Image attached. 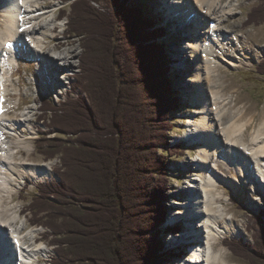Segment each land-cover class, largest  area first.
Segmentation results:
<instances>
[{
	"label": "trees",
	"instance_id": "trees-1",
	"mask_svg": "<svg viewBox=\"0 0 264 264\" xmlns=\"http://www.w3.org/2000/svg\"><path fill=\"white\" fill-rule=\"evenodd\" d=\"M259 2L243 25L264 24ZM67 16L82 49L80 72L71 94L58 105L46 99L38 116L48 128L40 151L58 157V179L39 186L27 210L51 232L50 264H166L159 235L170 157L184 153L168 140L179 99L157 41L164 28L130 0H72ZM256 70L264 74V62ZM254 224L251 248L236 239L222 245L264 264V212Z\"/></svg>",
	"mask_w": 264,
	"mask_h": 264
},
{
	"label": "bare ground",
	"instance_id": "bare-ground-1",
	"mask_svg": "<svg viewBox=\"0 0 264 264\" xmlns=\"http://www.w3.org/2000/svg\"><path fill=\"white\" fill-rule=\"evenodd\" d=\"M44 1L0 0V264H36L39 257L48 253L45 244L35 241L40 228L24 232V223L13 202L25 180L33 181L37 188L39 182L55 175L52 161H29L22 153H34L32 144L37 132L30 119L35 107L26 105L15 112L19 101L14 96L24 93L14 80L19 59L33 62L38 72L35 79L42 91L56 96L68 79L64 73L75 66L70 61L73 50L60 54L44 50L52 36L50 29L62 26L54 17V8L40 7ZM159 2L160 9L167 12V19H177L176 30L189 37L180 46V61L183 68L190 70L184 73L192 76L188 79L191 85L188 100L198 106V110L189 112L188 128L174 139V143L184 140L197 144V152L187 164L194 176L184 187L187 196L181 202V211L171 218L167 212L162 228L165 232L172 221L182 220L186 229L179 239L195 244L190 248V258H182L179 264H233L229 263L224 247L214 249L218 237L243 234L239 220L226 212L227 194L220 185L229 182L236 191L246 184L247 200L253 205L264 197V117L256 126H252L253 115L243 120L244 110L230 102L229 108L226 106L229 98L222 96L217 81L222 65L234 69L240 65L238 45L242 34L223 27L238 3L237 0ZM255 51L261 58L260 49ZM64 59L66 63L61 62Z\"/></svg>",
	"mask_w": 264,
	"mask_h": 264
},
{
	"label": "rangeland",
	"instance_id": "rangeland-1",
	"mask_svg": "<svg viewBox=\"0 0 264 264\" xmlns=\"http://www.w3.org/2000/svg\"><path fill=\"white\" fill-rule=\"evenodd\" d=\"M221 1L224 2L225 0ZM71 2L72 0H46L44 1V3L40 4V7H43V9L45 10L54 8V12L56 13L54 14V17H57L56 20L58 22L61 21L62 23V26H56L53 30L50 29L52 36L51 38H48V44L46 45V48L44 50H51L50 52L53 51L55 54H60L62 52L65 53L72 50L74 51V53L71 55V60L69 59L75 65L73 68L74 75L66 80V83H64L65 86L63 88L61 86L62 89H60L61 92H59L58 96H56V94L54 93L51 94L42 91L41 87L38 85L35 79V77H38V72L35 64L33 62H28V60L23 57L19 59L18 68L15 71L14 75V80L16 79L15 82L17 83L16 86H18V88L20 89H23L24 91V93L14 96V98L18 99L19 101L18 105L15 106V108H17V111L15 112L22 111L26 105L36 108V110H34L33 112L34 115L30 117V119L33 120L34 127L37 132L36 139L32 144L34 155H27L26 151H22L24 158H28L29 161L41 163L45 161H52L54 170L56 167H58V165H60V162L58 157L48 158L45 157V155L40 151L41 148H45L46 146L39 145L38 142L41 141L39 136H41V131H44L48 128L40 120V118H38V116L41 113L40 106L43 101H45L46 99H50V101L52 100L56 105H58L60 102L66 99L64 98L65 95L69 96V94H71L69 91L73 89V77H75V75L80 72L79 58L81 56L82 49L78 41L79 39L74 35L68 33L67 30L68 23L66 21H68L67 14ZM237 3L238 6H236V8L232 10V13L227 17V19H225L223 27L227 30H231L233 33L235 32L238 34H242V42H240L242 45V49H245L250 53L252 50V45L254 43L258 45L264 44V24L249 26H245L243 24L247 12L252 7L259 5L260 2L259 0H237ZM130 4L139 7L146 16L154 19L155 22L159 25H157V27L166 25L164 30L159 32L164 33V36L157 41L161 43L162 41H166L163 42L165 51L167 52L170 60L172 62H175L171 65L170 74L177 91L179 105L178 110L174 112L170 117L173 129L171 128L172 130H169L168 137L169 144L174 143L176 134H181L188 128L186 124L189 120V112L198 110V106L191 104L188 100L187 91L190 90L191 86L190 83H188V79H191L192 76L191 74L188 75L184 72H188L190 70L189 68H183L184 66L180 61L182 57L180 46L182 45L184 39L189 40V37H185L183 31L176 30V18H166L167 12L164 8L160 9L159 0H130ZM62 10H66V15L61 17L60 14ZM163 10L165 13L163 12ZM173 19L175 22L173 21ZM257 55L253 54L251 59L247 55L249 58L248 62H246L245 65H238V68L235 69L226 67V65H222L221 68H219V77H217L222 96L229 98L226 106L229 108L230 102L233 107L239 106V109L244 110V116L242 117L243 120L244 117L253 115L252 126H256L257 124H259L262 117H264V74H259L256 71V66L258 65L257 62L260 59V57H257ZM61 62L66 63V60L64 59ZM63 89H66V91H64ZM248 129H250V127H248ZM56 133L57 132L47 135V138L54 137ZM178 144V146H181L184 156L180 157L175 155L173 157H170L168 189L164 198L166 199V208L167 210H170L167 214L168 218L174 216L177 211H181V202H183L185 196H187L184 187L188 182L187 180H189L190 177L194 176L192 170L188 167L187 164L189 158L194 156L197 152L196 145H188L189 143L184 140H181ZM170 146L172 145L170 144ZM183 159L184 161H182ZM53 178L56 179L58 178V176L54 175L53 177L46 179L48 181V179L51 180ZM29 179L33 178L29 177ZM32 182L33 181L28 179L25 180L23 185L27 186L25 187L26 189L19 191L18 194L13 198V202L14 204H17V209H19L18 212H20V210L22 211L19 213V216L20 221L22 220L21 222L24 223V232H28V230H31L33 228H40L38 230L39 235L35 237V241L42 242L48 247V253H46V255H43L42 257H39V260L36 264H50L53 260V257H56V246L51 242V232L48 231L49 229L47 227L32 222V213L30 210H27V206L29 202H31V194L37 193V188L32 185ZM29 183L30 185H28ZM226 184L227 183L224 182L225 193L228 195V201L227 203H225L226 212L227 214H232L237 219V221L239 220L241 228L243 229V234L238 237L227 234V236L223 235V238L218 237L216 239V244H214V249L218 250L224 247L228 252L227 259L229 263L248 264V262H246L243 258L235 256L229 249H227V247L222 245V240L240 239L243 244L249 246L248 248L252 247V245L254 244V236L256 231L254 219L259 216L260 213L264 212V197L259 200V204L257 203L253 205L247 200L249 188H247L248 186L246 184L241 185L236 191H234L233 188L226 186ZM180 190H183V192H181ZM244 194L246 197L242 198L241 196ZM184 229H186L185 226ZM174 230L176 231V229ZM48 232L50 233L48 238L44 237V235H46ZM180 237V235L175 236L174 233L170 230L164 232L163 228L161 229L159 238L162 239L165 245L164 249L161 251V256L163 257L165 254H168L167 257L165 255V259H168L166 264H178L176 258L180 256V254L177 253L178 249H176L173 245L183 242V240L179 239ZM188 248L189 247L187 245H184V252L182 255L183 257L181 256V258H190L191 253H188ZM170 251L172 252L169 253Z\"/></svg>",
	"mask_w": 264,
	"mask_h": 264
},
{
	"label": "snow or ice",
	"instance_id": "snow-or-ice-1",
	"mask_svg": "<svg viewBox=\"0 0 264 264\" xmlns=\"http://www.w3.org/2000/svg\"><path fill=\"white\" fill-rule=\"evenodd\" d=\"M9 47L11 46V45H8Z\"/></svg>",
	"mask_w": 264,
	"mask_h": 264
}]
</instances>
